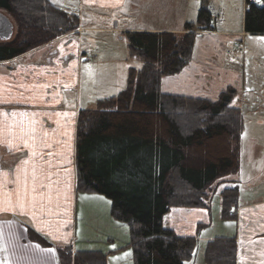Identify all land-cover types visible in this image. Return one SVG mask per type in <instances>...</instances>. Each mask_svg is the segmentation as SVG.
I'll use <instances>...</instances> for the list:
<instances>
[{
    "label": "trees",
    "instance_id": "obj_1",
    "mask_svg": "<svg viewBox=\"0 0 264 264\" xmlns=\"http://www.w3.org/2000/svg\"><path fill=\"white\" fill-rule=\"evenodd\" d=\"M208 0H200L182 34L125 32L130 68L125 89L79 110L75 138V188L109 202V216L126 226L132 264H185L194 259L195 237L167 229L165 216L176 208L206 209L209 193L240 170L244 120L228 87L216 100L162 93L161 79L189 63L200 33L212 31ZM15 25L0 43V62L17 58L79 28L76 15L48 0H0ZM243 33L264 35V0H244ZM237 50V49H236ZM230 55V52H229ZM213 188V189H212ZM221 219L238 208L236 186L219 193ZM25 241L52 251L53 264H106L98 250L73 251L56 245L24 224ZM203 264H237L234 238H215L203 247ZM3 264V263H1Z\"/></svg>",
    "mask_w": 264,
    "mask_h": 264
},
{
    "label": "crops",
    "instance_id": "obj_2",
    "mask_svg": "<svg viewBox=\"0 0 264 264\" xmlns=\"http://www.w3.org/2000/svg\"><path fill=\"white\" fill-rule=\"evenodd\" d=\"M167 1L48 0L66 14L76 15L80 23L78 30L17 58L0 62V221L6 218L5 215L14 214L56 245L71 244L74 245L73 251H78L75 249L78 238L76 207L79 196L84 193H77L75 188L74 153L76 122L78 112L82 110L78 93L82 91L81 63L84 57L87 59L83 47L88 46V42L87 46L81 43L83 34L183 32L184 24L195 20L190 17L197 13L199 4L191 7L188 4L184 10L187 16L169 28L162 25L166 22L167 13L163 6H167ZM172 1L182 5L177 0ZM208 2L211 10L218 9L221 16L217 14L212 31L200 33L195 39L191 59L181 72L161 79L162 93L214 101L222 91L231 87L237 92L235 100L239 97L238 91H243L247 85L242 73L244 64L241 71L229 68L225 51L241 55L242 59L249 55L264 58V35L243 33L244 0L229 6L230 11L237 13L235 32L224 23V8L228 6L225 0ZM97 14L106 17L130 15L136 26L121 29L116 24L114 28L83 26V15L89 21ZM114 29L117 30L115 33ZM14 33L13 20L7 12L0 10V43L10 41ZM236 41L241 45L240 50L232 49ZM258 169L250 180L243 179L245 183L251 180L256 183L245 189L242 199L238 180H233L239 193L238 208L230 213L234 217L225 221L233 223L234 234L205 237L206 241L215 239L213 237L234 238L237 264H264V164ZM232 177L235 176L227 177L221 183ZM217 186L209 193L208 208L172 209L164 218V226L179 237H195L197 240L199 233L212 227L209 207L211 199L216 196V216L223 220L220 217L221 190L217 194ZM105 241L115 245L112 239L106 238ZM110 245L105 249H110ZM126 248H130L127 241ZM103 253L107 264L113 252Z\"/></svg>",
    "mask_w": 264,
    "mask_h": 264
},
{
    "label": "rangeland",
    "instance_id": "obj_3",
    "mask_svg": "<svg viewBox=\"0 0 264 264\" xmlns=\"http://www.w3.org/2000/svg\"><path fill=\"white\" fill-rule=\"evenodd\" d=\"M177 1L182 3V5L168 0L167 6H163V9L167 13H165L166 22L162 24L163 26L169 28L175 26L180 19L187 16L184 10L188 4L189 7H191L195 3H200V0ZM230 1L231 0H225L228 6L227 8L223 7L225 15L224 23L235 32L237 13L233 10L230 11L229 6L230 3L233 4L232 6L240 3V0ZM226 10L228 11L227 13H225ZM212 13L221 16L216 8L213 9ZM91 15L93 14H89V16ZM82 18L83 26L87 28L91 26L99 28V26L102 25L114 28L115 24L118 26V29H121L123 26H136L130 15L118 14L116 17H106L97 14L89 21H86L85 15H83ZM190 18L194 20L196 18V13H193ZM115 31L117 30L114 29L113 33H115ZM167 33L182 34V32ZM86 42H88V46ZM81 43H83V46H87L86 48L83 47V51L85 50L87 52V59L84 57L81 63L80 84L82 91H78V93L80 94V107L82 110H86L95 108L97 100L115 96L120 91L124 90L127 82L126 70L129 68L135 70L139 69L141 64L139 60L134 57L131 59L128 58V45L124 33L85 32ZM235 44H237L238 47H236ZM232 49H241L239 41L233 43ZM225 54L227 55L226 64L229 68L241 71L244 64L242 73L247 85H245L243 91H238L239 97H237L232 104L238 107L241 112L244 120L245 133L242 136L241 170L238 176L235 175V177L229 178L228 181L219 184L216 193L218 194L223 188L236 186L233 180L237 178V186L242 189L240 195L242 199L245 195V189L252 188V185L256 183L254 180H251L250 183H245L244 180H250L253 177L252 174L259 170V165L264 164V58L262 59L260 55H249L242 59L241 55L239 57L235 53L229 55V51H225ZM227 58L229 60H227ZM230 179H232V181ZM248 189L246 192H249ZM81 195L82 196L78 198L76 207V231L78 238L75 249L98 250L101 252L112 250L113 253L109 256L107 264H132L131 250L130 248H126V241L128 242L126 226L118 224L110 218L109 202L105 198L95 194ZM84 195L90 196L87 197ZM216 199L217 196L214 197L213 200L211 199L209 207L211 213L210 225L212 227L199 233L194 259L192 262L185 264H203L201 255L203 247L207 242L205 239L207 235L224 236L223 234H226L229 236L230 234H234L232 222L217 219ZM5 217V219L0 221L1 263H56L54 258H51L53 257L52 251L41 250L33 245H29V243L25 241V231L23 228L26 222L23 218L15 216L14 214H8L5 215ZM108 218L111 219V223H108ZM113 223H115V226ZM106 238L114 240L115 245L111 246L105 241ZM109 245L110 249H105Z\"/></svg>",
    "mask_w": 264,
    "mask_h": 264
},
{
    "label": "built area",
    "instance_id": "obj_4",
    "mask_svg": "<svg viewBox=\"0 0 264 264\" xmlns=\"http://www.w3.org/2000/svg\"><path fill=\"white\" fill-rule=\"evenodd\" d=\"M235 46H236V47H238V45H237V44H235Z\"/></svg>",
    "mask_w": 264,
    "mask_h": 264
}]
</instances>
